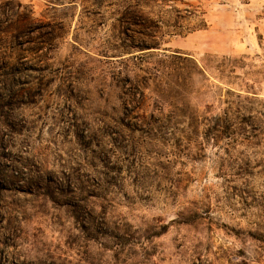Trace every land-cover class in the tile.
I'll return each mask as SVG.
<instances>
[{"label":"rangeland","instance_id":"374dc122","mask_svg":"<svg viewBox=\"0 0 264 264\" xmlns=\"http://www.w3.org/2000/svg\"><path fill=\"white\" fill-rule=\"evenodd\" d=\"M144 1L0 0V264H264V0Z\"/></svg>","mask_w":264,"mask_h":264},{"label":"trees","instance_id":"16d2710c","mask_svg":"<svg viewBox=\"0 0 264 264\" xmlns=\"http://www.w3.org/2000/svg\"><path fill=\"white\" fill-rule=\"evenodd\" d=\"M156 0L143 2V9L139 5L135 8L125 6L117 9L116 30L120 37L127 38L128 42L120 45L122 53L159 50L168 42L167 38L182 36L205 29L207 22L197 19L196 14L189 9H152ZM118 48V47H117ZM210 132V129H208Z\"/></svg>","mask_w":264,"mask_h":264}]
</instances>
